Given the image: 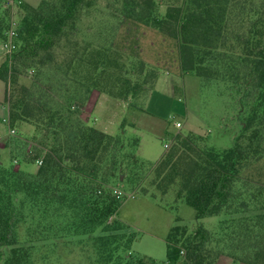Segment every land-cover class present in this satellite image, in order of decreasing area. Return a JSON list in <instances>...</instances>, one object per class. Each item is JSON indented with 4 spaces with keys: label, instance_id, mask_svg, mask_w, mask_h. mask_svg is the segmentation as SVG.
<instances>
[{
    "label": "trees",
    "instance_id": "obj_1",
    "mask_svg": "<svg viewBox=\"0 0 264 264\" xmlns=\"http://www.w3.org/2000/svg\"><path fill=\"white\" fill-rule=\"evenodd\" d=\"M114 1L126 16L175 37L181 69L196 73L202 83L223 78L243 91H254L231 146H201L200 134L177 132L153 168L151 183L161 192L176 186L177 195L195 209L197 218L220 213L229 217L218 232L203 224L194 230L179 221L173 224L166 236L165 261L124 254L134 235L117 216L126 195L115 186L138 178L144 164L137 154L139 137L124 142L87 123L70 107L36 100L32 89L18 83L17 73L11 71L13 91L5 92L10 125L33 120L48 150L37 153L42 161L35 173L0 163V244L9 246L3 264H31L18 224L27 206L42 205L45 211L56 207L74 232L100 228L95 241L101 264H217L224 251L238 261L264 264V0ZM98 3L41 0L32 5L22 0L15 58L29 60L51 50L77 27L85 10ZM9 15L0 4L1 38ZM11 62L9 56L0 65L5 81Z\"/></svg>",
    "mask_w": 264,
    "mask_h": 264
},
{
    "label": "rangeland",
    "instance_id": "obj_2",
    "mask_svg": "<svg viewBox=\"0 0 264 264\" xmlns=\"http://www.w3.org/2000/svg\"><path fill=\"white\" fill-rule=\"evenodd\" d=\"M0 4L10 12L5 38L12 24L15 22L18 27L20 23L22 2L7 4L0 0ZM165 7L163 2L161 10ZM151 33L154 43L149 41ZM3 38L0 37L1 43ZM18 49L19 45L11 53L13 62L8 80L1 78L3 166L35 173L39 167L37 160L41 158L37 153L43 155L48 150L40 141L33 120L10 125L5 92L13 91V71L18 75V83L32 89L36 100L47 101L54 107H70L87 123L121 137L124 142L139 137L138 156L144 164L137 171L138 178L133 184L123 181L115 186L120 194L126 195L117 216L125 223L126 231L134 235L131 248L124 254L165 261L166 236L178 221L189 230L203 224L212 232L220 231L229 214L197 218L195 209L177 195L176 186L161 192L151 183L154 163L171 146L177 132L200 134L201 146L218 149L231 146L241 131L254 91H243L239 84L223 78L202 83L196 73L181 69L175 37L126 16L114 0H99L96 6L85 10L77 27L51 50L42 51L33 59L20 60L15 58ZM9 56L2 49L0 65ZM176 62L178 69L173 68ZM133 112L138 116L135 129L130 124ZM177 120L182 122L180 126ZM165 142L169 145L165 146ZM66 222L67 218L56 207H50L49 211L43 205L25 208L18 232L20 241L30 248L31 264H101L95 241L100 228L95 232H74L67 228ZM8 252L9 246L0 244V264ZM217 264L249 263L235 260L224 251Z\"/></svg>",
    "mask_w": 264,
    "mask_h": 264
},
{
    "label": "built area",
    "instance_id": "obj_3",
    "mask_svg": "<svg viewBox=\"0 0 264 264\" xmlns=\"http://www.w3.org/2000/svg\"><path fill=\"white\" fill-rule=\"evenodd\" d=\"M7 4H18L20 2H22V0H5ZM17 35H18V30H17V26L15 25V22L12 24V26L7 30L6 32V37L3 38L2 43H1V49L6 50L9 55L11 56L12 52L15 51L16 47L18 46L17 43ZM176 124L178 126H180L182 124L181 121L177 120ZM13 131L15 129H12ZM169 143L165 142V146H168ZM39 163H41L42 159L39 158L37 160ZM183 251V250H182Z\"/></svg>",
    "mask_w": 264,
    "mask_h": 264
},
{
    "label": "crops",
    "instance_id": "obj_4",
    "mask_svg": "<svg viewBox=\"0 0 264 264\" xmlns=\"http://www.w3.org/2000/svg\"><path fill=\"white\" fill-rule=\"evenodd\" d=\"M23 1H25V2H27V3H30V4H32V5H37V4H39L40 3V1L41 0H23ZM151 37H149V41H150V43H154V33H151ZM169 35V34H168ZM171 36V35H170ZM173 37V36H172ZM166 38V37H165ZM167 40H169V42H170V39H168V37H167ZM177 44H178V41H177ZM1 52H2V49H1V42H0V56H1ZM178 67H179V65H178V63L176 62V63H174L173 64V68H175V69H178ZM175 71V70H174ZM3 85H4V82H3V80L0 78V103L2 104V101L4 100V92H3V94H2V92H1V89H2V87H3ZM0 108H1V105H0ZM136 108V110H141V111H143V112H148V111H146V110H144V109H142V108H139V107H135ZM137 119H138V116H137V113L136 112H133L132 113V120H131V122H130V124H131V126L133 127V129H135L136 128V121H137ZM139 144H140V141H139ZM138 150H139V145H138V148H137V154H138ZM161 156H162V154H161ZM160 156V157H161ZM159 157V158H160Z\"/></svg>",
    "mask_w": 264,
    "mask_h": 264
}]
</instances>
